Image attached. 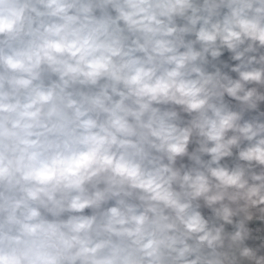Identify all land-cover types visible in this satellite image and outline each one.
Instances as JSON below:
<instances>
[{"label": "clouds", "instance_id": "1", "mask_svg": "<svg viewBox=\"0 0 264 264\" xmlns=\"http://www.w3.org/2000/svg\"><path fill=\"white\" fill-rule=\"evenodd\" d=\"M0 264H264V0H0Z\"/></svg>", "mask_w": 264, "mask_h": 264}]
</instances>
